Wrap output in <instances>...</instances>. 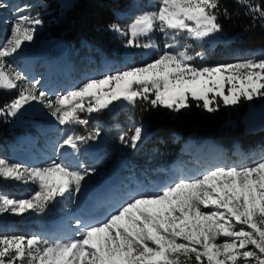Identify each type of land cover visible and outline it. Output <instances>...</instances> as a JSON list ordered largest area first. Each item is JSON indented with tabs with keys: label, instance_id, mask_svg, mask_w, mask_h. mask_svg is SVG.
Returning a JSON list of instances; mask_svg holds the SVG:
<instances>
[{
	"label": "snow or ice",
	"instance_id": "6c2138e0",
	"mask_svg": "<svg viewBox=\"0 0 264 264\" xmlns=\"http://www.w3.org/2000/svg\"><path fill=\"white\" fill-rule=\"evenodd\" d=\"M234 2L253 26L260 22L264 28V0ZM32 7L0 0V10L10 9L14 17L4 21L10 34L0 44V90L17 91L0 116L15 117L36 103L60 125L86 126L89 120L81 113H100L117 101L178 113L191 99L215 112L218 98L238 105L264 97V58L197 67L194 61L203 53L190 54L192 45H181V39L202 44L223 32L220 19L231 16L221 0H151L150 10L135 15L127 30L110 28L128 37L126 48L155 49V59L109 70L50 98L39 79H29L10 62L43 23L39 13L31 14ZM155 32L164 37L163 49L151 39ZM126 135L121 141L136 149L143 128L135 127L130 141ZM99 136L98 127L86 136L65 134L55 145L57 159L39 167L0 158V180L38 185L25 199L0 191V217L44 213L57 197L76 204L83 182L96 169L83 163L73 169L59 157L66 148L79 152L81 144ZM112 199V210L100 219L77 216L67 238L0 234V264H264V156L249 164H212L193 174L180 168L167 182L137 181Z\"/></svg>",
	"mask_w": 264,
	"mask_h": 264
},
{
	"label": "rangeland",
	"instance_id": "374dc122",
	"mask_svg": "<svg viewBox=\"0 0 264 264\" xmlns=\"http://www.w3.org/2000/svg\"><path fill=\"white\" fill-rule=\"evenodd\" d=\"M8 2L10 3L11 7H15L17 5H23V4L33 5V7L30 9L31 14L35 15L36 13H39L40 18L43 21L42 25L38 26L33 41L25 42V44L22 45L23 51L19 55L11 59L10 62L13 63V65L19 71L24 73L22 63L25 57L30 56L32 54H42L44 52H49L55 48H58L61 45H66V47H68L69 49L68 52H66V54L70 55L71 60L69 59V61L72 62L71 66L74 68L78 76L77 79L73 83H71L70 87H68L67 85L66 89L68 88L69 91L74 90L75 88L79 87L82 83L86 82L88 79L100 78L103 74H105L109 70L116 71V70H123L128 67L141 66L143 64L151 62L153 59L156 58L157 52L155 49L126 48L124 45L128 37L120 35L119 33L115 31L114 32L117 33L116 36L119 41L117 44L120 47V49L114 48V49H109V50L112 53H119L120 55H123L124 59L122 60H119V61L110 60V58H107L105 56L108 53V51H105V48L104 49L97 48L94 50L92 49L91 45L90 46L88 45V43H82L79 47H74L75 49L74 50L73 44L68 43L67 41L57 42L53 38H49V35L45 33L44 20L46 19L45 18L46 8H45L44 0H8ZM150 2L151 0H134L133 3H131V5L132 4L134 5V7L132 6L130 10H128L130 11L129 14L132 15L133 10L135 9V14L131 17V19H133L135 15L139 14L142 11L150 10L148 8V5L150 4ZM62 5L65 6L64 4ZM129 14L128 15L123 14L119 19L124 20L130 16ZM13 18L14 17L10 9L0 10V44H2V42L10 34V25L5 23L4 21L11 20ZM124 30H127V27L124 28ZM151 39L159 46L160 49H163L165 40L161 33L159 32L153 33ZM185 42L192 45V47L189 49L190 54L194 55L195 52H198V51L202 52L204 50L203 43L198 44L195 41H190V40L184 41L183 39H181V45H183ZM243 54L244 53H241V56H239L236 59H233L232 61L230 60L227 63L242 61V60L250 59V58H256V59L264 58L261 55H258L257 53L250 54V55H243ZM95 58L100 59V66H102L103 64L104 67L106 65V68H109V67L110 68L108 70H106V68L99 69L98 68L99 65L96 62ZM74 61L75 63H73ZM204 63H205L204 58L201 59L197 57V59L194 61V65L197 67H200V66L213 67V66L218 65L213 62H211L208 65ZM34 73L35 75H33L32 77L28 76V78L29 79H39L40 76L38 75V73L37 72H34ZM50 88H52L53 92L56 90V93L55 94L53 93L55 96L63 94V91L65 92V90H62L57 87L56 88L50 87ZM5 91H10V90H5ZM12 91H13V99H14L17 96V91L16 90H12ZM209 95L211 96L212 94H209ZM85 103H87V101H85ZM200 103H202V101ZM263 103H264V97H254L252 101L242 100L241 103L238 105H224L222 100L218 98L217 102H215L213 106H217V109L223 106L224 109L227 110V111L223 110L224 115L228 117L229 120H235L236 117H242L243 119L242 121H244V124H245V133L247 134L256 133V135H258L256 142L253 145L248 146V147L241 146L239 143L236 142L234 145H232V148L231 147L226 148V147H223L222 145L220 147L217 144L215 145L209 144L207 146H209L210 148H204L206 147L204 145L205 142L201 145L199 141H196L195 139H190L187 142H182L185 149H187L186 150V154H188L187 158L193 159V161L198 162L202 170L204 167H209L212 164H216V163L226 164V165L241 164V163L249 164L252 162V160L259 159L260 157L264 156V137L260 139V135H264V130L257 132V131H253L249 129L250 125L256 124L257 120L261 118L262 115L264 114V106L258 107L260 106V104H263ZM126 106H130L126 101L124 102L117 101V102H114L113 105H110L109 109H105L103 111L104 113L113 112V111H117V110H114L116 107L125 109ZM42 109L44 110V112L49 114L47 109L45 108H42ZM155 109H158L159 111L164 112L166 115L174 119L177 116V114L188 112L190 107L188 109H182L178 113H173L171 110L166 109L164 107H158ZM241 109L244 110L243 113H241ZM201 110L206 111L202 108ZM37 113L42 114V115L45 114V113L43 114L41 112L33 111L31 106L26 105L25 109H22L21 112L18 113L15 117H11V116H0V117H2L8 124V129L10 130L9 133L15 134L16 132H21L27 129L34 130L39 137V142L42 144L44 148L54 149L53 156L51 157L52 159H57V156L55 153V145L65 136V134L79 135V133L83 132L85 133V136H86L88 135L90 131L94 130L97 127L100 129V135L104 132V130L102 129V123L98 119V114H102V112L92 113L91 115H88L86 113H81L80 115H86L92 121V124L85 126L84 128H82L81 131L76 130L77 124H71V125H66V128L69 129L68 132L67 131L58 132L55 130L54 133H52L53 132L52 130H54V127L52 128V124L49 123L48 118L41 117ZM39 125H44V126L37 128V126ZM135 127L143 128V139L140 142H138V146L144 144L147 141L146 137L150 136L149 123L147 121L141 122V121H135L133 118H129L124 128L122 127L120 128V130H113L111 131V134L109 135V137L107 136L108 141H109L108 142L109 154L108 156L105 155L106 158L104 160L100 161L99 163H95V162L90 161L89 155H85L87 158V162H88L85 165V167L95 168L96 172L94 173V176L98 178V180H99V177L103 175L105 170H108V171L114 170L112 166H113V161L116 157H120V159H122L125 156L119 150L126 151L130 146L127 142H122L120 137L122 135L127 134L126 141H130L131 136L134 134ZM106 129H108V127ZM247 130L249 132H247ZM44 131H46L45 134H44ZM19 136H17L16 139L17 138L20 139L22 137V136L20 137ZM23 136H30V135L23 134ZM177 139H179V137ZM17 140H16V143H17ZM14 141L12 143H14ZM91 141L92 140L88 141L87 144H91L90 143ZM197 142L199 144H197ZM12 143H9L8 145L0 144V158L7 159L10 162H15L13 155L11 154V151L13 150L12 148H15L14 146H16V143L15 144H12ZM197 148H199V151H197ZM17 163L21 164V162H17ZM22 163L23 165L34 167L31 165H27L29 163H24V162ZM71 168L76 169L75 167H71ZM120 169L127 170L125 177L129 179L134 178V176L138 174L137 172H141L142 177H147L149 175L155 176V175H159L165 172V170L155 169V165H150L147 169H143L141 167H137L136 169L135 166L126 167V166L121 165ZM88 180L89 178L87 177L86 180L83 182L84 186L89 183ZM4 187L9 190V193L2 190L1 187H0V191H3L7 193L10 197L17 198V199L30 198L34 194V192L38 190V185L33 184V183L24 184L21 182H7L4 184ZM59 204L61 205L66 204V207L61 209L63 210L62 211L63 213L64 212L67 213L69 212V210L74 211L75 204H73L67 198L57 197L56 201L52 202L49 205L48 209L44 213H41V214L53 213L54 209L57 210L55 206H58ZM76 207H77V204H76ZM52 208L54 209L51 210ZM38 214L40 213H35L34 216H22V215H12V214L3 215L2 217H0V234L24 235L21 233L26 232L28 233L27 236L24 235L26 237H30L32 235L42 236L41 229H40L41 223H39L40 221L37 218L39 217ZM33 222H35L34 223L35 225L30 224Z\"/></svg>",
	"mask_w": 264,
	"mask_h": 264
},
{
	"label": "trees",
	"instance_id": "16d2710c",
	"mask_svg": "<svg viewBox=\"0 0 264 264\" xmlns=\"http://www.w3.org/2000/svg\"><path fill=\"white\" fill-rule=\"evenodd\" d=\"M45 20L44 29L49 38L55 41H67L73 47H79L82 43H88L92 49H104L107 55L112 53L109 49H120L116 33L110 25H119L122 29L130 24L129 19H119L122 12L132 7L129 0H44ZM64 2V3H63ZM64 4L65 6H63ZM222 7H226L231 16L230 19L221 17L223 32L203 43L204 62L210 64H224L236 59L232 51L236 48L257 49L264 47V28L260 22L253 26L250 17L244 15V9L237 5L234 0H221ZM64 7V8H62ZM244 54L247 51L242 52ZM119 55V53H115ZM13 99V91L0 90V109ZM197 102L190 99L188 112L177 114L172 119L164 112L155 108L144 110L145 106L138 103L137 106H126L125 109L115 108L113 112L98 114L106 127L102 129L110 132L125 127L129 118L135 121L148 122L150 136L135 152L130 150L131 159L137 165L146 167L156 164L162 168L171 160L186 153L182 142L189 139L204 141L211 139L218 144L227 147L238 142L243 146H250L256 142L258 135L245 133V124L242 117L229 120L224 115V107H219L215 112L202 111L196 106ZM227 111V110H226ZM244 110L241 109V113ZM114 113V114H113ZM82 118L89 117L81 115ZM80 126V125H79ZM8 124L0 117V142L5 144L14 138L9 133ZM179 137V139L176 138ZM264 135H260V139ZM7 181L0 180L2 190L9 192L4 184ZM28 234L26 233V236Z\"/></svg>",
	"mask_w": 264,
	"mask_h": 264
},
{
	"label": "bare ground",
	"instance_id": "6f19581e",
	"mask_svg": "<svg viewBox=\"0 0 264 264\" xmlns=\"http://www.w3.org/2000/svg\"><path fill=\"white\" fill-rule=\"evenodd\" d=\"M68 47H66V45H61V46H59L58 48H55V49H53L52 51H49V52H44V53H42V54H32V55H30L29 57H27L26 59H29V60H31V61H33V62H36V61H39V60H44V59H48V58H54V56H55V58H54V60L55 61H63V59H64V55L66 54V52H68ZM68 57H69V59L71 60V57H70V55H68ZM31 64H32V62H29V63H26V65H24L23 66V71H24V73L27 75V76H33V75H35V73L34 74H32V73H29L30 72V66H31ZM70 67V66H69ZM60 69L61 68V66H56V64H55V69ZM46 74H43V76H45ZM39 80L41 81V84H40V87H41V89L42 90H44V91H46V92H48V94H49V97L50 98H53L54 99V97H55V93H56V90L53 92L52 91V88H50V87H52L51 86V84L50 83H48L47 84V80L46 79H43V78H39ZM54 88H55V86H54ZM69 91V89L67 88L66 89V91L65 92H63V94H65L66 92H68ZM54 93V94H53ZM31 108H32V110L33 111H36V112H40V110L43 108L41 105H38V104H36V103H33L32 105H31ZM48 121H49V123L50 124H52V127H57L59 124H58V122L57 121H55V119L53 118V117H51V115L49 114L48 115ZM113 131V130H112ZM32 140V138H31V136H22L19 140H17V143H16V146H14L15 148H13L14 149V152H17V153H19L21 150H24V146L22 145V144H24L25 142H27L28 143V145H31V141ZM215 145L216 143H213L212 141H205V143H204V145L206 146V147H204V148H210L209 146H207V145ZM36 149V147L35 146H33L32 147V150L33 151H31V152H34V150ZM86 149H87V152L88 153H90L92 150H94V151H96L97 149H96V147H94L93 145H89V146H87L86 147ZM93 152V151H92ZM62 153H66V154H62V155H60V159H59V162H62V163H65V164H67L69 167L71 166V167H75V168H77V166H78V164H80L81 162L79 161V159H78V153L79 152H77V153H73L72 152V150L71 149H68V148H66V149H64V150H62ZM51 158V157H50ZM40 159L41 160H43V162H35V164L34 163H29V164H27V165H31V166H34V167H39V166H43L44 164H46L47 162H49L51 159H46V158H44V157H42V156H40ZM37 160H39V157L37 158ZM14 161H15V163H17V162H21V164H23L22 162H24V163H28V160H24V159H19V160H17V158H14ZM121 172H123V171H121ZM101 179V177H99V180ZM93 179H91V181H92ZM96 180H98V178H96ZM125 180V179H124ZM89 184V183H88ZM106 186H109V184L108 185H106ZM87 187H89V190H88V188ZM87 190H86V192L85 193H80L79 195H78V197H80L79 198V203L77 204V207H79V206H84V203H85V199L87 198V196L88 195H90L95 189H96V187L95 186H88L87 185ZM27 195V194H26ZM90 209V208H89ZM89 212H92L91 210H89ZM63 213V212H62ZM65 214H67L66 212H64ZM63 213V214H64ZM34 212H31V211H29L28 213H24L22 216H34ZM64 214V216H66ZM69 214H71L72 215V217H70V218H68L67 220L69 221V225H72V226H74L75 225V223H74V218L76 217V215L75 214H73V213H71V212H69ZM86 215H88L89 213H85ZM97 214L98 213H96V214H94V216H97ZM38 216L39 217H37L39 220H42L44 217H45V214H38ZM63 220H64V217H63ZM48 222H50V221H48ZM64 223L63 221H61V220H57V223ZM35 222H33V223H30L31 225H35L34 224ZM59 225V224H58ZM48 228H50V223H47V225H45L44 226V229H48ZM74 228V227H73Z\"/></svg>",
	"mask_w": 264,
	"mask_h": 264
},
{
	"label": "water",
	"instance_id": "95a60500",
	"mask_svg": "<svg viewBox=\"0 0 264 264\" xmlns=\"http://www.w3.org/2000/svg\"><path fill=\"white\" fill-rule=\"evenodd\" d=\"M261 106H264V103L263 104H260V106L258 107H261ZM246 117V116H244ZM243 120V119H242ZM244 123V121H242ZM250 130H253V131H257V132H260V131H263L264 130V114L262 115L261 118H259L256 122V124H252L250 125L249 127ZM259 130V131H258ZM247 132H249L247 130ZM95 145L100 148V149H105L106 148V144L104 141H102L101 139H97L95 141Z\"/></svg>",
	"mask_w": 264,
	"mask_h": 264
}]
</instances>
